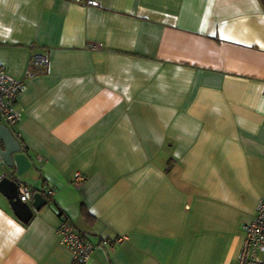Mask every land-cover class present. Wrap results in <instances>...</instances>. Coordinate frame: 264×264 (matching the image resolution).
<instances>
[{
	"label": "crops",
	"instance_id": "obj_1",
	"mask_svg": "<svg viewBox=\"0 0 264 264\" xmlns=\"http://www.w3.org/2000/svg\"><path fill=\"white\" fill-rule=\"evenodd\" d=\"M31 46L17 180L53 193L27 223L0 193V264H236L264 201V0H0L6 75Z\"/></svg>",
	"mask_w": 264,
	"mask_h": 264
},
{
	"label": "built area",
	"instance_id": "obj_2",
	"mask_svg": "<svg viewBox=\"0 0 264 264\" xmlns=\"http://www.w3.org/2000/svg\"><path fill=\"white\" fill-rule=\"evenodd\" d=\"M67 1L96 5V0ZM32 47L28 68L21 78L13 79L0 68V123L9 128L17 139L20 134L15 126L20 117V112L14 109L16 97L23 87L24 80L34 74L31 67L44 68L48 62L46 55L33 52ZM87 47L90 50H98L101 45L99 43H89ZM81 180L82 176L79 173L75 174V181ZM17 186L20 201L29 202L32 196L31 188L20 181H17ZM45 193L51 196L53 191L48 189ZM243 230V242L236 264H264V201L258 203L253 218L244 225ZM56 232L61 244L71 252L75 262L83 263L91 256L94 248L93 243L83 233L76 230L71 223L65 220L61 221L56 228ZM120 239L107 240V243L119 242Z\"/></svg>",
	"mask_w": 264,
	"mask_h": 264
},
{
	"label": "water",
	"instance_id": "obj_3",
	"mask_svg": "<svg viewBox=\"0 0 264 264\" xmlns=\"http://www.w3.org/2000/svg\"><path fill=\"white\" fill-rule=\"evenodd\" d=\"M0 160L5 172L0 176V193L18 220L27 223L33 212L38 211L47 203V198L39 191L32 190L30 202L19 199L17 179L33 167L29 156L22 152V146L9 128L0 123Z\"/></svg>",
	"mask_w": 264,
	"mask_h": 264
},
{
	"label": "trees",
	"instance_id": "obj_4",
	"mask_svg": "<svg viewBox=\"0 0 264 264\" xmlns=\"http://www.w3.org/2000/svg\"><path fill=\"white\" fill-rule=\"evenodd\" d=\"M12 132V131H11ZM17 139V138H16ZM18 141L20 142V140L18 139ZM20 144H21V142H20ZM22 146V145H21ZM22 152H24L27 156H28V154H27V152H26V149L24 148V147H22ZM31 190H33V189H31ZM46 194V193H45ZM50 196H48V195H46V198H49ZM48 200V199H47ZM60 213V212H59ZM61 214V213H60ZM66 221V220H65Z\"/></svg>",
	"mask_w": 264,
	"mask_h": 264
}]
</instances>
